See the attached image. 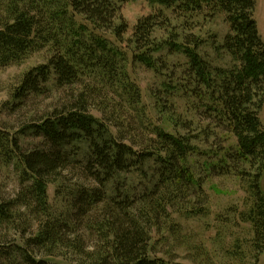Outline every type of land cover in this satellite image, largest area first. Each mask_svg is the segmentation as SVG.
Wrapping results in <instances>:
<instances>
[{
    "label": "trees",
    "instance_id": "16d2710c",
    "mask_svg": "<svg viewBox=\"0 0 264 264\" xmlns=\"http://www.w3.org/2000/svg\"><path fill=\"white\" fill-rule=\"evenodd\" d=\"M126 0H0V69L47 48L10 110L46 95L39 116L0 128V264H183L155 243L175 216L207 213L204 184L245 187L242 220L264 251V43L257 0H148L129 36ZM218 15L227 32L203 33ZM158 81L142 104L128 66ZM97 112V114L94 113ZM39 142L24 148L21 137ZM6 170V171H5ZM1 182V181H0ZM54 186L50 201L48 186Z\"/></svg>",
    "mask_w": 264,
    "mask_h": 264
},
{
    "label": "rangeland",
    "instance_id": "374dc122",
    "mask_svg": "<svg viewBox=\"0 0 264 264\" xmlns=\"http://www.w3.org/2000/svg\"><path fill=\"white\" fill-rule=\"evenodd\" d=\"M122 15L128 23L129 36L132 26L137 19L152 12L157 6H152L148 0H126L122 3ZM254 19L258 32L264 43V0H257L254 9ZM215 32L218 39L227 32V25L223 17L218 15L206 24L203 33ZM50 56L47 48L31 54L22 63L0 69V128L11 131L19 128L25 121L39 116L49 105L46 95L33 98L14 111L10 110L11 91L20 82L22 75L29 68L46 63ZM130 78L139 85L143 102L147 107L151 105L149 89L155 85L158 78L155 74L139 64L128 66ZM150 109V107H149ZM95 114L97 112L94 111ZM259 119L264 128V105L259 111ZM24 148H32L39 139L31 134L21 137ZM6 171V170H5ZM11 170L0 173L2 190L9 192L15 187V178ZM205 193L209 198L207 213L195 217L175 216L180 224L177 236H170L167 243H155L158 254L163 256L166 251L175 252L178 261L183 264H264V251L259 255L258 262L254 257L252 247L253 226L251 222L242 220L246 212L244 201L245 187L227 176L209 177L205 184ZM260 188L264 190V177L260 181ZM50 201L54 197V186H48Z\"/></svg>",
    "mask_w": 264,
    "mask_h": 264
}]
</instances>
